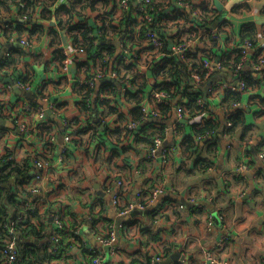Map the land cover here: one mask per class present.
I'll use <instances>...</instances> for the list:
<instances>
[{"label":"clouds","instance_id":"9594fccd","mask_svg":"<svg viewBox=\"0 0 264 264\" xmlns=\"http://www.w3.org/2000/svg\"><path fill=\"white\" fill-rule=\"evenodd\" d=\"M0 264H264V0H0Z\"/></svg>","mask_w":264,"mask_h":264}]
</instances>
